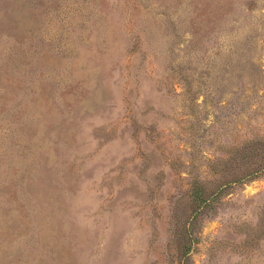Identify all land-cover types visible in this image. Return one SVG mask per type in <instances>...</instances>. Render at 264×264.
Segmentation results:
<instances>
[{
	"label": "rangeland",
	"instance_id": "1",
	"mask_svg": "<svg viewBox=\"0 0 264 264\" xmlns=\"http://www.w3.org/2000/svg\"><path fill=\"white\" fill-rule=\"evenodd\" d=\"M260 161L264 0H0V264H181L193 178ZM193 233L264 264V174Z\"/></svg>",
	"mask_w": 264,
	"mask_h": 264
},
{
	"label": "trees",
	"instance_id": "2",
	"mask_svg": "<svg viewBox=\"0 0 264 264\" xmlns=\"http://www.w3.org/2000/svg\"><path fill=\"white\" fill-rule=\"evenodd\" d=\"M253 156H247L251 159ZM248 166L233 176L223 177L216 184L215 188L207 189L206 185L199 176L193 178L191 188V205L192 215L187 222V226L181 231L182 240V253H181V264H190V253L197 244V238L194 236V228L201 218L212 212L221 198L228 194V191L236 186L245 184L247 182L254 181L259 178L260 175L264 174V163L259 162H248Z\"/></svg>",
	"mask_w": 264,
	"mask_h": 264
}]
</instances>
